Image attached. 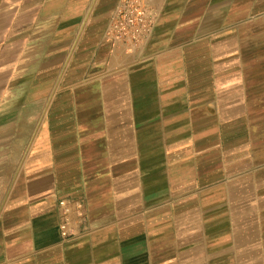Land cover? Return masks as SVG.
I'll return each mask as SVG.
<instances>
[{
	"label": "crops",
	"instance_id": "obj_1",
	"mask_svg": "<svg viewBox=\"0 0 264 264\" xmlns=\"http://www.w3.org/2000/svg\"><path fill=\"white\" fill-rule=\"evenodd\" d=\"M117 3L0 0V264H264V0Z\"/></svg>",
	"mask_w": 264,
	"mask_h": 264
},
{
	"label": "built area",
	"instance_id": "obj_2",
	"mask_svg": "<svg viewBox=\"0 0 264 264\" xmlns=\"http://www.w3.org/2000/svg\"><path fill=\"white\" fill-rule=\"evenodd\" d=\"M154 27V15L150 0H118L112 19L106 29L105 38L112 45H123L134 51L150 36ZM64 205V202H60ZM62 238L71 234L69 224L59 225Z\"/></svg>",
	"mask_w": 264,
	"mask_h": 264
},
{
	"label": "rangeland",
	"instance_id": "obj_3",
	"mask_svg": "<svg viewBox=\"0 0 264 264\" xmlns=\"http://www.w3.org/2000/svg\"><path fill=\"white\" fill-rule=\"evenodd\" d=\"M59 205H60V203H59ZM61 206V205H60ZM65 221V220H64ZM68 223V222H67ZM69 225H70V223H68ZM71 229V228H70ZM73 235V233H72V230H71V234H70V237Z\"/></svg>",
	"mask_w": 264,
	"mask_h": 264
}]
</instances>
